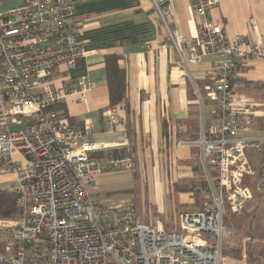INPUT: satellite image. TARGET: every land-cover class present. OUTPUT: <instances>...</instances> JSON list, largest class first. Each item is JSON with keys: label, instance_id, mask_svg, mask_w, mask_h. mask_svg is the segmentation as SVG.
<instances>
[{"label": "built area", "instance_id": "1", "mask_svg": "<svg viewBox=\"0 0 264 264\" xmlns=\"http://www.w3.org/2000/svg\"><path fill=\"white\" fill-rule=\"evenodd\" d=\"M6 1L0 0V6ZM149 1L179 67L186 70L211 58L212 122L190 143L199 151L207 200L180 216L184 233L101 207L91 194L97 176L130 169L131 163L127 155L96 158L93 153L103 144L86 139L88 122L72 125L59 114L66 97L84 100L93 88L86 75L61 76L75 69L85 53L74 3L20 0L0 10V177L9 175L16 183L20 211L0 224V264L222 263L224 207L240 213L253 191L264 188V129L248 134L264 102L235 89L240 68L264 59V44L228 36L219 22L205 20L217 0H191L201 19L188 38L169 28L174 0ZM248 23L254 25V18ZM116 122L108 109L107 129ZM252 153L262 154L257 169Z\"/></svg>", "mask_w": 264, "mask_h": 264}, {"label": "crops", "instance_id": "2", "mask_svg": "<svg viewBox=\"0 0 264 264\" xmlns=\"http://www.w3.org/2000/svg\"><path fill=\"white\" fill-rule=\"evenodd\" d=\"M72 1L85 53L75 69L61 72V76L86 75L93 88L84 100L66 97L59 106V114L73 125L88 122L90 131L86 139L103 144L94 151L96 158L127 155L131 163L130 169L97 176L91 194L101 202V207H110L103 200L110 198L113 191L102 192V186L112 181L127 182L139 174L146 187L148 181H153L149 193L159 203V211L153 212L151 218L141 214L140 219L159 228L176 230L177 215L195 212L207 200L204 186H200L204 173L199 151L190 143L212 122L208 77L211 58L206 57L186 70L179 67L174 48L164 45L166 31L149 0ZM17 2L20 0L9 5ZM174 2L176 12L169 23L170 30L187 38L194 36L201 18L193 12L191 0ZM203 17L219 22L228 36L240 34L264 44V0H217V5ZM250 17L254 18V25L248 23ZM107 54L119 56V63L125 68L126 105L109 107L104 65ZM240 73L236 91L264 102V96H255L260 93L255 84L264 82V59L247 62ZM108 109L117 115L112 130L106 124ZM259 110L255 116L262 113ZM256 128L259 127L254 126L252 131ZM211 173L215 174L213 170Z\"/></svg>", "mask_w": 264, "mask_h": 264}, {"label": "rangeland", "instance_id": "3", "mask_svg": "<svg viewBox=\"0 0 264 264\" xmlns=\"http://www.w3.org/2000/svg\"><path fill=\"white\" fill-rule=\"evenodd\" d=\"M14 1H6L0 6V10L10 6L9 4ZM259 95L255 94L257 99L263 97ZM262 99L264 101V98ZM259 111L262 113L254 117L253 123V128L254 126L259 128H256L255 132L252 131V128L248 134L258 135L264 128V106ZM152 182V180L148 181V187H146L143 178L138 174L131 177L127 182L112 181L103 185L102 192L104 190L113 191L110 198L103 200V203L107 201L110 204V207L105 208H123L127 213L139 219L141 214L148 219L151 218L153 212L159 211L158 201L149 193ZM0 188L14 190L16 183L12 181V177L9 175L1 176ZM180 216L177 215V230L184 233L185 230L180 228ZM224 216L227 218L222 232L223 261L221 264H264V189L256 194L240 213L232 214L224 207ZM1 223L2 220L0 219ZM164 230L169 231L168 229Z\"/></svg>", "mask_w": 264, "mask_h": 264}, {"label": "trees", "instance_id": "4", "mask_svg": "<svg viewBox=\"0 0 264 264\" xmlns=\"http://www.w3.org/2000/svg\"><path fill=\"white\" fill-rule=\"evenodd\" d=\"M119 60L120 57L114 54H107L104 59L106 81L108 87L109 107L127 104L125 68L119 63ZM255 86H257L256 88L259 90L260 92L259 94L264 96V82L259 84L256 83ZM261 157L262 154H258V155L253 153L250 154V161L255 169H257V165H258L257 163ZM201 185L204 186V181L203 184H200V186ZM260 191L258 192L253 191L252 199ZM16 201H17V193L15 190L0 188V219L1 220L14 218L19 214L20 211ZM226 218L227 217L224 216V223Z\"/></svg>", "mask_w": 264, "mask_h": 264}]
</instances>
